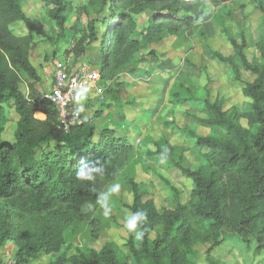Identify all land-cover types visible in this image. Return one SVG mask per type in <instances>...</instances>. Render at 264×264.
<instances>
[{
    "label": "trees",
    "instance_id": "obj_1",
    "mask_svg": "<svg viewBox=\"0 0 264 264\" xmlns=\"http://www.w3.org/2000/svg\"><path fill=\"white\" fill-rule=\"evenodd\" d=\"M43 1L50 6L49 16L63 29L75 0ZM197 1L87 0L81 11L95 18L87 23V38L80 39L74 47L76 56H81L88 45L100 40L103 84L140 51L141 42L134 35L137 25L133 14L152 9L147 28L154 32L166 21L189 26L197 17L183 9L192 8ZM23 3L24 0H0V199L12 200L15 209L28 207L38 215L49 217L31 234L13 236L17 243V263L30 264L40 253H61L49 264L70 261L73 264H196L192 260L197 254L194 246L202 242L210 245L209 263L220 264L210 254L229 237L224 233L225 228L251 234L258 245L256 250H264V40L257 42L263 59L257 64L245 53L248 43L244 33L240 41L227 36L234 56L245 70L256 76L243 89L244 95L252 100V106L240 112L237 107L225 110L220 100L202 101L209 118L200 121L223 129L226 136L195 137L206 161L198 169L180 160L175 162L195 184L190 200L186 204L178 202L175 208L160 213L148 198V191L130 179L133 202L126 206L132 213L137 210L147 213L143 240L130 237L127 254L108 243L100 251L68 258L63 249L66 243L64 215H69L70 219L90 220L96 231L99 228L92 219L98 199L93 187L95 181H78L76 167L81 161L98 162L103 171L97 177L112 181L134 146L114 129H98L94 118L82 114L68 128L62 125L57 109L37 85L41 77L31 60L33 36L18 35L12 30L13 24L22 22L29 31L52 40L46 28L27 14ZM259 6L264 12V2ZM143 37L148 41L152 38ZM211 54L216 61L236 68L232 57L219 51ZM10 101L19 118L9 138L5 136L8 118L3 104ZM243 118L247 119L248 127L242 125ZM174 150L168 144L167 152L159 148L153 154L171 159ZM159 226L162 231L154 233ZM11 236L6 210L0 212V254Z\"/></svg>",
    "mask_w": 264,
    "mask_h": 264
},
{
    "label": "rangeland",
    "instance_id": "obj_2",
    "mask_svg": "<svg viewBox=\"0 0 264 264\" xmlns=\"http://www.w3.org/2000/svg\"><path fill=\"white\" fill-rule=\"evenodd\" d=\"M86 2L75 0L65 27L60 29L49 16L48 3L24 0L27 14L46 28L52 40L29 31L22 22L12 25L16 34L33 36L31 60L40 74L41 80L37 85L44 96L54 88L56 60L66 61L71 69H75L78 62L93 68L101 65L100 40L88 45L79 57L74 50L80 39L87 38L89 19L95 18L87 17L81 11ZM260 2L264 0H199L192 8L186 6L183 9V12L197 17L191 25L181 26L180 23L166 21L157 32L147 28L152 9L133 14L137 25L134 35L141 42L140 51L134 60L119 68L114 77L102 84L104 100L97 97L88 99L80 114L94 118L98 129H114L117 135L128 139L134 149L112 181L101 176L95 179L93 187L98 199L92 219L99 226L97 231L90 220L70 219L69 215H64L66 243L63 249L68 258L100 251L108 243L115 244L126 254L129 252L128 241L134 233H129L124 224L132 213L126 206L133 202L130 179L148 191V198L160 213L175 208L178 202L186 204L190 200L195 184L175 166V162L180 160L198 169L206 161L204 150L197 146L195 137L226 136L223 129L200 121L209 118L202 101L220 100L225 110L237 107L244 112L251 109L252 100L244 95L243 89L256 76L245 70L234 56L227 36L240 41L244 33L248 59L257 64L263 62L257 48V42L264 40V12ZM101 29L98 25V30ZM143 35L152 37L151 41L144 39ZM212 51L232 57L236 68L213 59ZM3 106L8 118L5 136L10 138L17 128L19 116L13 101ZM241 123L248 127L247 119H241ZM168 144L175 149L171 159L153 154L159 148L167 152ZM113 185H119V190L108 195L104 207L99 202L100 197ZM12 204V200L0 199V212L7 210L12 228V236L0 254V264L6 259V254L16 253L17 243L13 236L31 234L49 217L38 215L28 207L15 209ZM158 231H162L161 226L154 233ZM224 233L229 237L210 254L220 264H264V250H256L258 245L251 234L232 228H225ZM209 247L207 243L197 242L194 246L197 254L192 260L196 264H210L207 256ZM60 256L61 253H40L30 264H49L52 258Z\"/></svg>",
    "mask_w": 264,
    "mask_h": 264
},
{
    "label": "built area",
    "instance_id": "obj_3",
    "mask_svg": "<svg viewBox=\"0 0 264 264\" xmlns=\"http://www.w3.org/2000/svg\"><path fill=\"white\" fill-rule=\"evenodd\" d=\"M55 85L45 97L50 100L59 113L64 127L79 120L77 114V96L82 89L89 87L95 90V97L104 100V88L101 83V68H92L88 64H78L71 69L66 61L54 62ZM1 264H18L15 255L8 256Z\"/></svg>",
    "mask_w": 264,
    "mask_h": 264
},
{
    "label": "clouds",
    "instance_id": "obj_4",
    "mask_svg": "<svg viewBox=\"0 0 264 264\" xmlns=\"http://www.w3.org/2000/svg\"><path fill=\"white\" fill-rule=\"evenodd\" d=\"M87 89L84 90L86 92ZM84 93H79L77 96L78 109L77 114L84 111L82 103H79L84 99ZM103 171L102 166L97 163H91L88 161H81V163L76 167L75 178L78 181H95L98 174H101ZM119 190V185H113L108 193L102 194L100 197V203L102 206L106 207V200L108 195L115 193ZM147 221V213L144 210H137L127 216V219L124 224V228L129 233H134V238L137 241H142L145 236L146 229L144 228V223Z\"/></svg>",
    "mask_w": 264,
    "mask_h": 264
},
{
    "label": "crops",
    "instance_id": "obj_5",
    "mask_svg": "<svg viewBox=\"0 0 264 264\" xmlns=\"http://www.w3.org/2000/svg\"><path fill=\"white\" fill-rule=\"evenodd\" d=\"M78 64H86V63L78 62ZM88 65H89V64H88ZM89 66L93 68V66H91V65H89ZM98 67H100V64L97 65L95 68H98ZM85 89H87L86 92H84ZM82 92L84 93V97H86V98L82 99L79 103H82L83 106L85 105V103H86V101H87L88 99L96 98V97H95V95H96L95 90L92 89V88L85 87L84 89H82V90L80 91V93H82ZM76 105H77V108H78V106H79L78 101H76ZM86 118H87V117H86ZM95 123H96V122H95ZM11 254H12V255H15V253H9V254H6L5 257L7 258V257L10 256ZM3 260H5V259H3Z\"/></svg>",
    "mask_w": 264,
    "mask_h": 264
}]
</instances>
